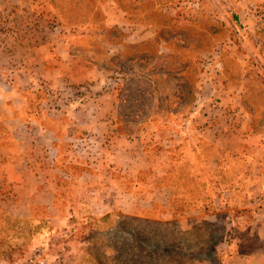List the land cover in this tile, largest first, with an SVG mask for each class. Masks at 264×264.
<instances>
[{
    "label": "rangeland",
    "instance_id": "obj_1",
    "mask_svg": "<svg viewBox=\"0 0 264 264\" xmlns=\"http://www.w3.org/2000/svg\"><path fill=\"white\" fill-rule=\"evenodd\" d=\"M104 2L46 0L65 35L51 53L117 83L130 141L66 137L16 157L19 188L0 189V264L35 251L47 264H219L225 223L204 218L210 202L245 167L264 171V0H114L118 12ZM65 80L55 83L66 106L79 87ZM163 201L171 219H159Z\"/></svg>",
    "mask_w": 264,
    "mask_h": 264
},
{
    "label": "crops",
    "instance_id": "obj_2",
    "mask_svg": "<svg viewBox=\"0 0 264 264\" xmlns=\"http://www.w3.org/2000/svg\"><path fill=\"white\" fill-rule=\"evenodd\" d=\"M112 3L114 0H105L99 8L103 12L106 9L118 12L113 9L114 5L111 7ZM49 17L46 0H0L1 190L19 188L18 156L45 155L50 151V142L55 136L42 119L50 120L54 115L60 120L65 109L79 111V116L74 119L76 122L71 121L73 126L87 127L81 128L84 132L78 139L106 137L120 142L129 139L119 130V120L114 114L117 83H109L108 74L97 67L76 71L73 64L63 63L58 53H51L65 40V35L60 34L58 26L53 27ZM106 23L110 24L109 18ZM87 36H90L89 32L75 37L83 40ZM143 38L137 37L138 40ZM63 76L67 83L73 82L79 87L73 103L68 102L66 106L60 98L58 100L63 94L55 83L57 77L62 79ZM69 77L72 81H67ZM76 138L71 136L70 139ZM219 140L228 141L227 135L221 134ZM220 148L216 150L217 156L223 155L226 143ZM122 150L126 147L119 145L115 151L102 148L109 156L121 154ZM221 164L224 167L225 164ZM260 170L259 165L254 164L245 167L248 173L238 178L231 188L223 189L221 185L210 202L209 215L204 218L212 221L221 217L225 223L224 237L218 249L219 264H264V171L261 173ZM115 185L111 184L113 188ZM36 203L39 202L34 201ZM165 203L162 202V209L167 211H160L159 219L162 220L172 218L171 208Z\"/></svg>",
    "mask_w": 264,
    "mask_h": 264
},
{
    "label": "trees",
    "instance_id": "obj_3",
    "mask_svg": "<svg viewBox=\"0 0 264 264\" xmlns=\"http://www.w3.org/2000/svg\"><path fill=\"white\" fill-rule=\"evenodd\" d=\"M50 121H54L55 123H57L58 124V126H57V129H59V128H63V126H64V124H66V126H68V128H69V130H67L66 132H65V135L63 134H61L60 136L59 135H57L53 130H52V128H50L49 126H48V123L50 122ZM42 122L45 124V127L48 129V130H50L51 131V133L55 136V139H62V138H64V137H68V138H71V136L73 137V136H75V137H81V134L80 133H82V132H84L80 127H74L71 123H70V121L68 120V119H65V115H63L62 117H61V119L59 120V119H57V117H55L54 115L51 117V119L50 120H43L42 119ZM64 136V137H63ZM54 139V138H53Z\"/></svg>",
    "mask_w": 264,
    "mask_h": 264
},
{
    "label": "built area",
    "instance_id": "obj_4",
    "mask_svg": "<svg viewBox=\"0 0 264 264\" xmlns=\"http://www.w3.org/2000/svg\"><path fill=\"white\" fill-rule=\"evenodd\" d=\"M26 264H47V261L41 251H35L27 258Z\"/></svg>",
    "mask_w": 264,
    "mask_h": 264
}]
</instances>
